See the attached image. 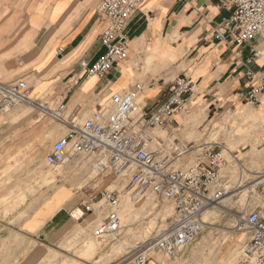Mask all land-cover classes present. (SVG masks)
<instances>
[{"label":"crops","instance_id":"0c3cea01","mask_svg":"<svg viewBox=\"0 0 264 264\" xmlns=\"http://www.w3.org/2000/svg\"><path fill=\"white\" fill-rule=\"evenodd\" d=\"M99 2L26 0L25 31L32 41L20 38L16 50L28 61L20 66L9 63L1 72L0 81L25 79L38 102H63L67 116L81 118L88 117L120 91H132L140 112H150L178 75L197 83V91L189 97L187 107L210 96L213 102L238 99L245 103L243 97L250 83L245 75V60L252 48H264V37L255 36L243 43L228 35L215 39V29L230 19L232 5L223 0H144L123 31L127 59L115 64L103 78L86 77L79 60L92 63L104 52ZM9 5L10 10L6 6L4 12L11 11ZM12 54L13 50L9 55ZM251 69L256 78H261L264 59L252 63ZM259 106L258 111H264V99ZM16 109L0 113V153L12 147L10 142L5 148L3 142L12 140L11 120ZM186 122L175 113L163 126L150 129L155 148L166 153L177 142L190 145L184 140L183 126H179ZM157 128L167 136L154 135L151 131ZM65 133L60 130L59 138ZM47 152L42 150L43 159ZM192 155L184 156L181 165L189 164ZM28 172V166L0 164V264H27L29 253L69 251L63 248L69 240L82 236L86 241L91 236L88 221L97 216L103 219L108 210L100 199L93 202L92 212L84 210L92 194L91 169L81 156L67 161L49 185H43L44 174L35 170L41 175L36 177L37 192L30 198ZM82 181L83 190L77 188ZM76 210H80L78 216H74ZM82 261L89 262L85 258Z\"/></svg>","mask_w":264,"mask_h":264},{"label":"built area","instance_id":"2783aa9c","mask_svg":"<svg viewBox=\"0 0 264 264\" xmlns=\"http://www.w3.org/2000/svg\"><path fill=\"white\" fill-rule=\"evenodd\" d=\"M143 1L100 0V41L104 52L92 63L79 60L86 77L103 78L115 64L127 59L123 31ZM223 1L232 5L233 11L230 19L215 29V39L222 40L228 35L237 43H243L255 36L264 37V0ZM259 59H264V48L255 47L245 60V75L250 83L243 99L252 107L261 105L264 99V75L258 79L251 69L252 63ZM196 91L195 81L178 75L170 81L163 98L150 112H140L132 91H120L112 94L88 117L81 118L67 116L63 102H38L31 95L27 80L20 78L0 81V113L25 104L67 128L64 136L51 143L44 157L47 166L57 168L71 158L81 156L90 164L95 176L114 174L124 177L134 202L150 193L172 206L171 215L148 240L147 249L134 251L122 263L148 264L147 250L157 249L172 256L186 249L206 227L205 213L232 200V186L223 169L226 160L222 146L177 142L163 153L155 148V141L149 134L150 129L163 126L175 113L186 112L187 101ZM190 153H193L191 162L181 165V159ZM254 178L255 189L263 202L252 208L244 206L234 213L229 228L233 233L246 234L240 264H264V171L256 172ZM98 199L105 202L108 210L95 233L100 238L115 236L121 228L120 192L105 187L98 193ZM92 204L86 202L84 210L92 212Z\"/></svg>","mask_w":264,"mask_h":264},{"label":"rangeland","instance_id":"374dc122","mask_svg":"<svg viewBox=\"0 0 264 264\" xmlns=\"http://www.w3.org/2000/svg\"><path fill=\"white\" fill-rule=\"evenodd\" d=\"M25 1L0 0V77L9 63L12 65L14 62L16 66H20L24 60L28 61L19 50H16L20 38L27 37L32 41L25 31L28 21ZM10 3L11 11H7L10 10ZM6 6L7 10L4 12ZM11 50L13 54L9 55ZM11 56L12 59L7 60ZM213 99L210 96L205 101L197 102L193 107L188 106L186 112H178L177 114L187 121L186 125L179 126H183L184 140L190 145L206 143L210 146L223 147L227 153L224 155L226 164L223 169L232 186V200L207 214L206 227L196 241L186 249L172 256L157 249L147 250L148 264H227L226 261L230 257L232 259L228 264L241 263L240 251L246 234L233 233L229 228L234 213L244 206L252 208L263 202V197L255 189L254 177L256 172L264 171V111H258L260 106L246 105L243 100L213 102ZM15 108L18 109L11 120L9 136L12 140L3 142L5 148L10 142L12 147L2 150L0 164L28 166L27 195L30 198L37 192L36 187L39 183L36 177L41 175L35 170L44 174L43 185H49L54 181L55 173L62 172V166L53 171L46 165L42 158V150L47 152L50 144L59 138V131L66 132V128L62 123L43 115L31 106L18 104L12 110ZM251 114H259L260 117L248 119ZM160 129L151 132L156 136L166 137L167 133L164 131L160 134L159 131H163ZM192 132H198L199 136L188 138ZM244 132L248 134L245 135ZM5 137L7 138V135ZM89 179L92 193L89 202H95L103 188L115 189L120 192V210L126 203L131 206L130 220L122 217L124 221L115 236L100 238L95 232L102 218L97 216L88 221L91 236L86 241L82 236L73 240L71 238L68 245L63 247L69 251L63 253L57 251L29 253L25 261L27 264H84L83 258L89 261L86 264H122L134 251L147 249L148 240L172 213V206L166 200L150 193L134 202L131 198L132 193L129 192L130 188L126 185L127 181L122 176L114 174L95 176L91 171ZM83 184L84 181L78 183L77 188H82ZM77 214L79 215L80 211L74 212V216H78ZM80 231L84 234L83 229ZM91 245L93 246L91 251L83 253L85 246ZM228 255L231 256L227 258Z\"/></svg>","mask_w":264,"mask_h":264},{"label":"bare ground","instance_id":"6f19581e","mask_svg":"<svg viewBox=\"0 0 264 264\" xmlns=\"http://www.w3.org/2000/svg\"><path fill=\"white\" fill-rule=\"evenodd\" d=\"M263 115V114H262ZM246 116H248V115H246ZM259 118L260 117V115L258 114V115H256V114H251V115H249V117H248V119L249 118ZM162 130V129H161ZM160 132V134L162 133H164V131H159ZM158 132V133H159ZM245 133V135H247L248 133L247 132H244ZM197 136H199V133L198 132H192L190 135H188V138H191V137H195V138H197ZM223 154L224 155H226L227 153H225V151L223 150ZM228 156H230V154H228ZM257 199H259V198H257ZM225 202H226V200H225ZM148 203V202H147ZM145 205V204H144ZM143 208V207H142ZM144 208H145V206H144ZM143 210V209H142ZM77 211H80V210H77ZM166 211V210H165ZM164 211V212H165ZM212 211H216V210H212ZM131 206L128 204V203H126L125 204V207L124 208H122L121 207V210L119 209V215H120V218H121V225H122V222L124 221L123 219H122V217L123 218H125V219H128V220H130V217H131ZM141 212V211H140ZM209 212H211V211H209ZM209 212H206L205 213V215H204V220H205V218L207 217V214L209 213ZM78 215V214H77ZM93 248V246L91 245V246H85V248L83 249V253H88V252H90L91 251V249ZM232 254V253H231ZM233 255V254H232ZM231 255H228V257L227 258H229ZM230 259H232V257H230ZM229 259V260H230ZM228 259H227V261H226V263L228 264L230 261H229ZM72 264V263H71Z\"/></svg>","mask_w":264,"mask_h":264}]
</instances>
